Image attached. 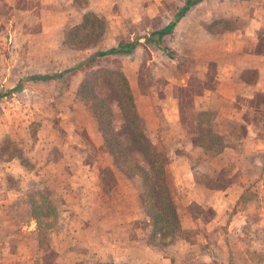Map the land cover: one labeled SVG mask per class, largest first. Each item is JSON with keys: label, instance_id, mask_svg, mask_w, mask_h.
Returning <instances> with one entry per match:
<instances>
[{"label": "crops", "instance_id": "obj_1", "mask_svg": "<svg viewBox=\"0 0 264 264\" xmlns=\"http://www.w3.org/2000/svg\"><path fill=\"white\" fill-rule=\"evenodd\" d=\"M27 1L0 0V12L8 10L23 18L36 10L41 15L50 18L59 15L60 18L64 14L58 11L63 7L71 24L80 22L86 12L103 21L113 15L131 21L132 15L140 13L138 5L133 11L135 0H82V7L73 5L75 0H37L35 5L26 8ZM142 1L146 5L141 6V17L152 18L160 14L158 7L152 5L157 0ZM218 2L202 0L192 6L175 22L170 33L158 40V46L146 42L149 35L146 34L135 38L137 45L130 54L108 56L116 62L113 68L106 69L120 72L127 81L133 111L164 165L167 190L177 219L173 238L153 244L148 242L147 232L144 238L141 237L148 229V219L137 204L138 178L116 168L95 117L85 106L76 104L79 111L73 113L79 115L80 120L74 116L68 128L61 127L63 133L61 142H55V158L44 159L42 169L35 165L32 179L43 182V187L48 190L66 183L86 195L119 192L123 194L122 198H128V206L123 209L122 222L119 212H114L116 221L112 226L123 233L127 227H132L130 223H138L143 228L136 229L138 234L133 229L135 234L126 238V254L110 237L114 231H105V214H100L97 247L92 251L85 246L77 251L67 246L62 251L56 249L53 256L60 263L77 264L83 259L137 264V259L144 257L145 264H264V240L246 234L251 228L264 226V220L248 219L247 211L243 209L248 205L244 203L248 195L245 178L264 177V12L261 9L264 4L261 2L260 6L254 7L255 11L240 24L235 22L232 12L214 8ZM125 4H128L127 12L121 13ZM129 39L126 41H131ZM121 41L114 40L104 49ZM105 58H99L96 63ZM146 69L149 74L144 75ZM52 126L49 133L51 129L58 130V126ZM7 129H2L5 133L2 138L9 139ZM235 130L240 134L237 135ZM204 132L219 140L218 148L210 142L197 143L198 136ZM43 140L54 147L49 136ZM68 142H73L71 149L79 152L78 157L70 159L65 155L63 149ZM88 146L98 154L89 163L85 161ZM10 160L19 165L18 159ZM33 162H36L35 158ZM244 162L246 165H242ZM248 162L260 166L261 169L253 172L262 170L261 173H248ZM104 169L108 171L109 185L105 184L104 175L101 179L100 171ZM13 173L8 169L0 172V264H22L23 261L36 264V254L40 252L35 250V244L37 247L39 242L36 223L33 221L34 225L27 227L23 221L7 220L14 204V198L8 197L17 195L18 190L8 187L3 179ZM16 175L24 178L22 170H16ZM25 182L26 178L22 184L26 192L36 189V185ZM62 209L68 219L72 208L64 205ZM10 222L13 226L16 222L12 232L18 229L19 233L15 237L24 239L22 243L29 247L32 244L31 250L10 246ZM83 227L86 228L85 224ZM104 237L111 248L108 253L102 246Z\"/></svg>", "mask_w": 264, "mask_h": 264}, {"label": "rangeland", "instance_id": "obj_2", "mask_svg": "<svg viewBox=\"0 0 264 264\" xmlns=\"http://www.w3.org/2000/svg\"><path fill=\"white\" fill-rule=\"evenodd\" d=\"M36 2L38 1L28 0V4H24V7L27 8L35 5ZM183 2L184 0H157L152 5L153 7H158L157 12H160V14L152 18H146L140 16L143 10L141 6H145L146 3L142 0H135L136 4L133 11H136V6L138 5L140 13L137 12V16L136 13L135 16L132 15L131 21H123L121 15H113L108 21L101 19L103 21V33L96 42H93L96 33L94 31L91 32V35L84 37L88 31H92V27L94 26L91 24V19H87L85 28L74 31L73 29L78 24L80 25L82 16L80 22L71 24L72 21L69 22L68 18H66L67 10L63 7H60L58 11H62L61 15L64 14L60 18L58 13L57 18H50L39 14L36 10L28 13L23 18L16 16L12 12H8V10L0 12V94H5L4 97L0 98V172L6 169L14 172L13 175H9L10 177L4 178L3 182L5 181L8 187L18 190L17 195L10 194L11 196L8 197V199L14 198V204L12 211L8 212L7 220L9 218L10 221L14 220L17 223H22L23 221L27 227H32L34 222L36 223V234L39 242L37 247L35 244V250H40L36 254V264H64L60 263L53 255H56L54 253L56 249L57 251L65 250V246L69 249H76V251L82 249L84 246L86 249L88 248L87 250L90 249V251L95 249L97 247V238H99L101 232V228L98 230L97 225L100 221L98 217L100 214L101 216L105 214V231H110V233L114 231V234L110 235V237L114 240V244L120 250L126 252V254L128 252L125 242L126 238L128 237L129 239V236L132 237L135 234L133 229L140 230L143 227L138 223H130L129 225L132 227L124 229V233L116 228L114 229V226H112L116 221L114 212H119L120 222H122L124 221L123 212L125 211L123 209L128 206V203H126V201L128 202V198H122L123 194L119 192L115 194L106 192L101 196H97L95 193L86 195L83 191L75 190L66 183L65 186L64 184H59L54 190H48L43 187V182H37L32 179L33 173L36 171L35 165L39 169H42L44 159L55 158V152H57L55 142H61L60 138L63 133L60 129L62 130L61 127L68 128L70 121L72 122L75 119L74 116L76 115L73 112L78 113L79 111L76 108V104L85 106L88 109L93 117H95L97 127L100 121H98V110L95 103L82 99L79 92V85L84 74H86L84 69L80 68L79 70L66 72L61 77L46 82L29 81L28 78L34 75L45 74L52 76L74 67L82 60H86L91 53L112 44L114 40L126 41L131 38L129 40L132 41L135 38L159 30L174 20L173 17ZM261 2L264 4V0H257V2L256 0H219L213 6L214 8L218 7L222 9L223 12L225 10L232 12L235 22L240 23L243 18L246 19L248 15L255 11L256 8L254 7L260 6ZM74 3L73 5L82 7L81 3L83 1L75 0ZM127 5H124L125 8L122 9L123 12L121 13L127 12ZM45 7H48V5ZM50 8L55 7L51 6ZM261 9L264 12V8ZM54 30H57V32H52ZM75 32L76 34L73 36ZM262 32L264 33V24ZM140 57L142 56L139 55ZM115 62V59L107 57L94 63L91 68L96 69L98 67L95 66L98 65L100 67L104 66L105 69L113 68ZM147 70L144 75L149 74ZM155 82L159 84V81ZM15 86L18 87L17 90L10 93V90ZM89 88L91 89V94L98 98V101L102 105L108 108V119L105 117L101 121V124L109 121L111 127L118 130L122 124L121 116L117 105L112 101L113 97L111 94L106 91L102 83L91 85ZM184 110H186V107H184ZM184 118L186 119L187 116ZM76 120H80L79 115L76 116ZM51 126L52 128L58 126V130L55 131L54 129L52 131L51 129V133H49ZM4 127H8L9 139L2 138V135L5 134L2 130ZM235 133L239 135L240 131L235 130ZM47 136L52 138L53 144L55 143L53 148L47 143L49 141L45 142L43 140ZM124 138L120 137L119 142ZM200 142H210V144H215V148H218L217 143L219 140L210 133L204 132L197 138V143ZM72 144L73 142H68V146H65L63 149L66 150L65 155L70 159L79 156L78 151L71 149ZM97 155L96 150L90 146L86 147V162L89 163L93 159H96ZM33 158H35L36 162H33ZM10 159L15 161L18 159L19 165L12 164V160ZM236 162L238 166H241L238 160ZM243 164L246 165L245 162ZM247 164L250 165V168L247 166L248 173L254 175L261 173L262 170L256 173L253 172L256 169H261L260 166L251 162ZM115 165L116 168L121 169L116 163ZM72 169L76 171L75 167H72ZM16 170H22L24 178L21 179V175L17 176ZM121 170L129 175L126 170ZM100 172L101 179L104 175V182L106 185H109L111 181L108 178V171L104 169ZM25 178L28 183L27 185L32 186L34 184L33 186L36 185V189L26 192V187L22 185ZM27 178H29L28 181ZM245 181L248 185L246 190L248 195L244 203L248 205L244 206L243 209L247 211L248 219H259V221L263 222L264 177L259 179H256L254 176L251 178L246 177ZM137 187L141 193V182L139 180ZM140 193L137 198V204H140L144 212V207L140 201ZM144 194L142 196L146 198ZM64 205L70 209L72 208V213L68 219H66V212L62 209ZM100 209H103V212ZM29 221L32 222L30 223ZM68 221H71V223ZM83 222H85L86 228L83 227ZM15 225L13 226L12 222L8 224V242L13 249L26 250L29 246L26 243H22L24 239L20 238L21 240H18L15 237L19 233L17 232L18 229L14 233L12 232ZM99 226L102 225L100 224ZM248 231L247 235L259 236V240H264V226L251 228ZM149 232L150 229L146 228L141 237L144 238L146 235L149 243H158V236L155 237L153 242L149 240ZM136 234H138V231ZM76 236L79 237L76 238ZM81 238L83 239L82 241ZM103 239L105 241H103L102 246H104V250L108 253V250H111V248L108 247V240L105 237ZM81 242H84V245ZM29 248L31 250L32 244ZM92 261L80 259L77 262L76 260L77 264H87V262L89 264H112L106 261H103V263L102 261ZM136 263L145 264V258L137 259ZM22 264L26 263L23 261Z\"/></svg>", "mask_w": 264, "mask_h": 264}, {"label": "trees", "instance_id": "obj_3", "mask_svg": "<svg viewBox=\"0 0 264 264\" xmlns=\"http://www.w3.org/2000/svg\"><path fill=\"white\" fill-rule=\"evenodd\" d=\"M202 0H184L182 6L177 9L174 20L159 30L153 31L146 38V42H151L158 46V40L170 33L175 22L192 6L198 4ZM91 19L92 31H88L84 37L95 33L93 42L98 41L102 36V20L92 13H84L80 25L78 24L75 30L86 27L87 19ZM96 24V25H95ZM89 28V27H88ZM71 34V32H69ZM76 32L73 34V36ZM155 37V38H154ZM67 39V37H66ZM137 40L117 42L115 46L108 49H99L88 56L86 60H82L74 67L64 70L60 73L49 75H34L28 78L29 81L46 82L57 79L66 72L73 70L84 69L85 73L79 85V92L81 98L95 103L98 110L99 131L102 135L103 143L113 158L114 162L121 169L126 170L130 175L135 176L141 182L140 201L144 207V214L148 219L149 240L154 241L158 236V243H162L164 239L171 241L174 233L177 230V219L174 212V207L171 202L170 195L167 190V182L164 173V165L160 160L154 145L144 134L143 124L133 111L132 97L123 75L114 70L105 68H91L99 58L117 55L130 54L135 46ZM73 46V45H72ZM98 83L104 84L106 91L111 94L112 101L117 105L120 116L121 126L118 130L111 127L110 122L101 121L106 117L108 119V108L102 105L98 98L91 94V85ZM15 86L11 92L17 90ZM8 93V92H7ZM93 93V92H92ZM5 94H0V98ZM105 113V114H104ZM124 139L119 142V138ZM146 198H143V194Z\"/></svg>", "mask_w": 264, "mask_h": 264}]
</instances>
